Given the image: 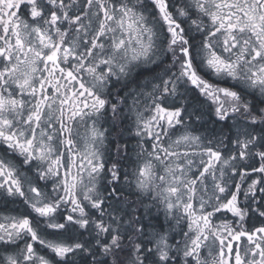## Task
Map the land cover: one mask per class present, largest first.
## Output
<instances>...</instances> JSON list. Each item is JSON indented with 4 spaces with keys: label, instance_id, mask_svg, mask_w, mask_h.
<instances>
[{
    "label": "snow or ice",
    "instance_id": "snow-or-ice-1",
    "mask_svg": "<svg viewBox=\"0 0 264 264\" xmlns=\"http://www.w3.org/2000/svg\"><path fill=\"white\" fill-rule=\"evenodd\" d=\"M0 207V264H264V0H0Z\"/></svg>",
    "mask_w": 264,
    "mask_h": 264
},
{
    "label": "rangeland",
    "instance_id": "rangeland-1",
    "mask_svg": "<svg viewBox=\"0 0 264 264\" xmlns=\"http://www.w3.org/2000/svg\"><path fill=\"white\" fill-rule=\"evenodd\" d=\"M6 214H8V213L5 212L2 207H0V215H6ZM0 222H2V221H0Z\"/></svg>",
    "mask_w": 264,
    "mask_h": 264
},
{
    "label": "flooded vegetation",
    "instance_id": "flooded-vegetation-1",
    "mask_svg": "<svg viewBox=\"0 0 264 264\" xmlns=\"http://www.w3.org/2000/svg\"><path fill=\"white\" fill-rule=\"evenodd\" d=\"M251 223H252V224H256V225H258V224L260 223V221L257 220V219H253V220L251 221Z\"/></svg>",
    "mask_w": 264,
    "mask_h": 264
}]
</instances>
